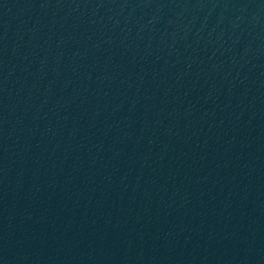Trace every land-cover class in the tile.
Listing matches in <instances>:
<instances>
[{
    "label": "water",
    "instance_id": "obj_1",
    "mask_svg": "<svg viewBox=\"0 0 264 264\" xmlns=\"http://www.w3.org/2000/svg\"><path fill=\"white\" fill-rule=\"evenodd\" d=\"M0 264H264V0H0Z\"/></svg>",
    "mask_w": 264,
    "mask_h": 264
}]
</instances>
